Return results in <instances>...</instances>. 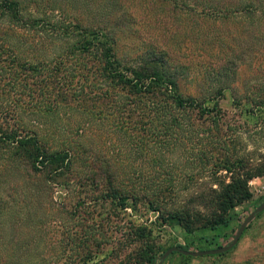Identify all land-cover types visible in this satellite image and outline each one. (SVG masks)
Listing matches in <instances>:
<instances>
[{
    "label": "trees",
    "instance_id": "trees-1",
    "mask_svg": "<svg viewBox=\"0 0 264 264\" xmlns=\"http://www.w3.org/2000/svg\"><path fill=\"white\" fill-rule=\"evenodd\" d=\"M82 1L0 0V264H31L37 231L48 233L58 211L61 241L69 218L73 241L94 251L145 238L131 220L123 242L111 230L114 210L140 207L222 246L235 208L252 197L249 181L264 176V151H246L219 107L227 91L249 100L253 123L263 119L264 86L237 81L255 57L246 49L264 42L245 19L264 16V0H144L195 26L199 61L167 39L128 42L135 0ZM232 23L244 41L218 33L209 54L204 25ZM194 238L175 246L190 249ZM147 248L139 264L159 261Z\"/></svg>",
    "mask_w": 264,
    "mask_h": 264
},
{
    "label": "rangeland",
    "instance_id": "rangeland-1",
    "mask_svg": "<svg viewBox=\"0 0 264 264\" xmlns=\"http://www.w3.org/2000/svg\"><path fill=\"white\" fill-rule=\"evenodd\" d=\"M67 1L77 6H84L82 0ZM126 6L133 14V20L130 23L132 36L128 39V42L133 40L135 44L141 46V44H152L154 42L165 43V39H167V46H173L175 42H178L181 47V52L185 51L189 54L190 58L193 57V59L199 61V58L196 56L199 41L196 40L197 31L193 24H183L170 20L164 14L162 7H159L160 4L148 6V3L144 0H135L134 3L129 1ZM57 12L56 15L59 14ZM245 19L246 22L253 23L254 21L253 24H256V28L260 32H263L264 16L256 17L254 20ZM192 26L194 27L192 28ZM237 26L239 25L235 23L226 26L219 24L204 25L211 44L208 47L209 54L216 50L214 37L218 33L223 34L224 31L229 30L231 31L230 35L236 36L242 43L245 36L240 33V29ZM125 44L127 43H124L125 50L130 51V46H127L130 44ZM250 49H252L251 52ZM246 52L249 57L259 55L262 57L259 59H263L264 42L260 38L255 37L251 47L247 48ZM255 57H250L252 60L250 68L246 69L245 67V72L242 76L240 75L237 81L239 87L242 86V81L245 78L247 88H250L252 85L264 86V60H261L260 65ZM258 66H261V69L259 67V71H256L258 70ZM183 84L185 86L182 89H186L188 92L194 89V85L191 82H184ZM248 101L233 100L229 92L226 91L224 97L219 100V107L223 111L224 121L233 129L232 132L239 133L243 136L241 140L246 144V151H264V113L259 112L260 116H263L260 123H253L254 118L258 115L252 118V116L244 112L246 110L244 107L248 105ZM254 124H258V126L254 127ZM249 187L252 191V197L250 200L235 208L239 216V221H233L229 237L226 240H220L222 246L227 245L232 240L238 230V224H241L246 216L264 201V176L255 177L250 180ZM113 212L115 215L112 225L117 226H112L111 230L114 232L113 236L122 238V242L127 235L129 220L146 226L148 228V235L141 240L133 241L131 244L123 242L118 245L114 244L113 246L107 245L102 251H94L93 248L87 247L82 240L73 241V232H71L70 228L74 222L69 218L65 222L67 225L66 233L70 231L69 234L72 233V235L64 241H61L62 239H60V231L58 229H61L60 224L65 215L58 211L53 215L52 220H56V222H51V226L48 227V233L44 234V231H37L36 235L38 237L34 241L32 247L33 255L30 257L29 262L31 264H139L141 263V259L138 255H140L141 248L144 250L148 249L147 246L152 248L153 251L160 254L157 256L158 258L168 247L175 246L176 244L184 245L185 242L193 237H195L193 239L194 243L189 250L216 248L215 244H210L206 240H197L198 232L193 235H188L179 226L162 225L157 220L155 213L147 211L142 207L136 212H131L130 208H127V213H131V216H124L118 210H114ZM18 215L27 221L29 219L26 216V210L20 211ZM0 222L3 224L5 221L1 218ZM73 228L74 230L76 229L74 226ZM114 230H117V232ZM32 231L35 232V230ZM42 235L46 237H42ZM163 261V264H264V210L260 212L259 216H255L247 224L235 246L226 253L208 254L197 257L191 256L190 258H183L178 254L171 253Z\"/></svg>",
    "mask_w": 264,
    "mask_h": 264
},
{
    "label": "water",
    "instance_id": "water-1",
    "mask_svg": "<svg viewBox=\"0 0 264 264\" xmlns=\"http://www.w3.org/2000/svg\"><path fill=\"white\" fill-rule=\"evenodd\" d=\"M263 210H264V201L261 204H259L253 211H251L246 216V218L239 225L238 230L235 233L234 237L232 238V240L227 245H223V246L211 248V249H206V250H189V249L179 248L176 246H171L161 254L159 261L155 262L154 264H161V261H163L165 258H167L169 256V254H171L172 252H175V251L180 252L183 255H189V256H194V257L202 256V255H208V254L225 253L228 250H230L231 248H233V246H235V244L239 240L242 232L245 230V227L247 226V224L255 217V215L257 213H259Z\"/></svg>",
    "mask_w": 264,
    "mask_h": 264
}]
</instances>
